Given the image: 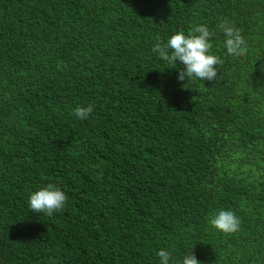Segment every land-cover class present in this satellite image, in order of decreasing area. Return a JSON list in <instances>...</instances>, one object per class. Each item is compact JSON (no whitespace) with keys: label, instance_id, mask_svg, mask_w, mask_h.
Listing matches in <instances>:
<instances>
[{"label":"trees","instance_id":"1","mask_svg":"<svg viewBox=\"0 0 264 264\" xmlns=\"http://www.w3.org/2000/svg\"><path fill=\"white\" fill-rule=\"evenodd\" d=\"M197 24L222 63L179 81L153 45ZM262 66L264 0H0V264H264ZM49 183L66 206L34 213Z\"/></svg>","mask_w":264,"mask_h":264},{"label":"clouds","instance_id":"2","mask_svg":"<svg viewBox=\"0 0 264 264\" xmlns=\"http://www.w3.org/2000/svg\"><path fill=\"white\" fill-rule=\"evenodd\" d=\"M216 27L224 35L225 55L241 57L248 52L245 38L240 30L229 21L223 20ZM212 36L213 32L206 24H197L187 35L180 30L169 36L166 42L157 38L152 50L169 66L176 67L178 62L184 66L178 73L179 81H184L186 78L214 81L217 78L216 66L221 64L222 60L211 54L210 39ZM92 112V105H88L86 107L77 106L71 110L70 114L79 120H86ZM67 200L68 197L64 191L49 183L31 192L28 204L34 213L52 216L64 209ZM209 223L213 228L225 234L237 232L241 225L239 217L230 209L218 210L211 216ZM156 256L159 257V264H170L171 253L168 250L161 248L156 251ZM178 264H201V262L190 253L185 255Z\"/></svg>","mask_w":264,"mask_h":264}]
</instances>
